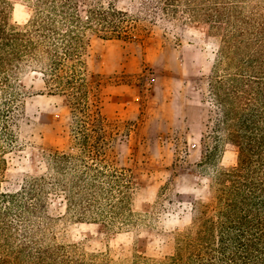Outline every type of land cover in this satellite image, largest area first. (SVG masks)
Listing matches in <instances>:
<instances>
[{
	"label": "trees",
	"instance_id": "obj_1",
	"mask_svg": "<svg viewBox=\"0 0 264 264\" xmlns=\"http://www.w3.org/2000/svg\"><path fill=\"white\" fill-rule=\"evenodd\" d=\"M27 3V22L17 25L12 3L0 0V140L13 148L18 105L28 97L22 76L37 73L50 96L67 102L78 152L49 156L47 172L11 190L0 148V264H111L56 244L51 232L60 207L79 222L134 225L131 175L111 166L106 134L93 125L103 119L98 94L85 87L89 38L132 39L147 21L183 16L220 41L201 120L203 161L211 163L224 146L236 164L212 177L189 224L167 236V254L137 255L130 264H264V0H136L130 11L113 0Z\"/></svg>",
	"mask_w": 264,
	"mask_h": 264
},
{
	"label": "rangeland",
	"instance_id": "obj_2",
	"mask_svg": "<svg viewBox=\"0 0 264 264\" xmlns=\"http://www.w3.org/2000/svg\"><path fill=\"white\" fill-rule=\"evenodd\" d=\"M9 1L12 21L24 25L27 0ZM134 1L113 0L124 11ZM131 37L104 41L90 36L84 76L86 89L100 101L103 122L93 125L106 134L107 159L131 175L134 225L119 229L118 223L79 222L60 207L51 228L56 244L74 247L78 254L107 257L111 264H130L137 255L159 259L167 254V236L189 224L192 204L204 199L212 177L237 159L234 150L221 146L211 163L203 161L201 120L209 105L208 82L219 39L185 16L177 22L147 21ZM22 84L28 97L18 105L13 148L0 140V148H6L4 186L11 190L47 172L49 156L73 147L78 152L65 99L50 96L40 74L26 72Z\"/></svg>",
	"mask_w": 264,
	"mask_h": 264
}]
</instances>
